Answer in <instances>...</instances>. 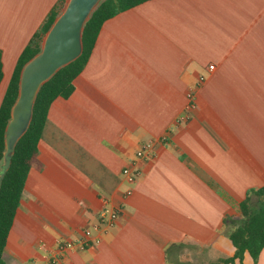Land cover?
<instances>
[{
    "label": "crops",
    "instance_id": "crops-1",
    "mask_svg": "<svg viewBox=\"0 0 264 264\" xmlns=\"http://www.w3.org/2000/svg\"><path fill=\"white\" fill-rule=\"evenodd\" d=\"M62 2L0 0V108L22 52ZM74 86L49 110L5 263L233 258L241 204L257 208L252 192L264 187V0H150L122 12L103 24ZM149 142L124 198L122 172ZM87 229L89 247L55 263L39 248ZM234 264H264V249L257 263L245 253Z\"/></svg>",
    "mask_w": 264,
    "mask_h": 264
},
{
    "label": "trees",
    "instance_id": "trees-1",
    "mask_svg": "<svg viewBox=\"0 0 264 264\" xmlns=\"http://www.w3.org/2000/svg\"><path fill=\"white\" fill-rule=\"evenodd\" d=\"M148 1L150 0H105L101 2L84 27L81 56L57 72L40 89L34 104L31 124L26 134L17 143L11 166L0 185V264H6L4 252L8 237L28 175L32 165L37 161L38 144L42 138L52 104L59 98L68 99L74 93V81L86 68L103 24L118 14ZM59 14L60 11L55 10L49 14L40 31L36 33L22 52L16 65L0 108V164L3 161L5 151L6 127L11 117V109L18 97L21 71L24 65L40 52L43 38ZM1 59L0 52V83L2 81ZM252 193L261 202L255 209L249 206V200L241 204L243 221L238 228L229 234L230 240L236 248L234 257L222 259L215 264H234L237 259L242 263L245 253H249L254 262L257 263L264 249V187Z\"/></svg>",
    "mask_w": 264,
    "mask_h": 264
},
{
    "label": "water",
    "instance_id": "water-1",
    "mask_svg": "<svg viewBox=\"0 0 264 264\" xmlns=\"http://www.w3.org/2000/svg\"><path fill=\"white\" fill-rule=\"evenodd\" d=\"M105 0H67L43 38L40 52L28 61L20 74L18 97L5 131V151L0 164V185L9 170L15 147L26 134L42 86L57 72L77 60L83 52L86 23Z\"/></svg>",
    "mask_w": 264,
    "mask_h": 264
},
{
    "label": "built area",
    "instance_id": "built-area-1",
    "mask_svg": "<svg viewBox=\"0 0 264 264\" xmlns=\"http://www.w3.org/2000/svg\"><path fill=\"white\" fill-rule=\"evenodd\" d=\"M210 70H214V66H211ZM187 97L190 102L188 106V110L195 109L196 106H195L193 92H189ZM152 155H153V143L152 142L146 143L136 153V159L130 162L129 165L124 168L122 174L127 184L129 185V189L126 191L124 198H129L130 196H132L134 192V186L137 183L138 178L140 177V170L137 166V163L139 161L151 159ZM117 218H118L117 213L111 214V218H110L111 223L115 222ZM92 234H93V230L87 229L85 231V238L83 240L76 242L71 240L61 241L55 246L54 249H49L46 244H40L39 248L47 251L48 259L52 263H55L59 259H61L67 252L74 250L77 251L86 250L89 247V240L91 239ZM100 242L101 240L98 238L95 239L93 243L99 244Z\"/></svg>",
    "mask_w": 264,
    "mask_h": 264
},
{
    "label": "rangeland",
    "instance_id": "rangeland-1",
    "mask_svg": "<svg viewBox=\"0 0 264 264\" xmlns=\"http://www.w3.org/2000/svg\"><path fill=\"white\" fill-rule=\"evenodd\" d=\"M66 1H67V0H65L64 2L61 3V7H60V10H59L60 12L63 10V8H64V6H65V4H66Z\"/></svg>",
    "mask_w": 264,
    "mask_h": 264
}]
</instances>
